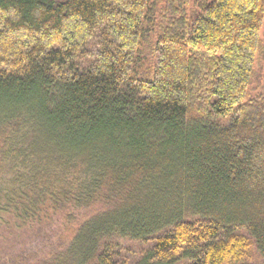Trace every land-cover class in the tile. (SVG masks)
<instances>
[{"label": "trees", "instance_id": "trees-1", "mask_svg": "<svg viewBox=\"0 0 264 264\" xmlns=\"http://www.w3.org/2000/svg\"><path fill=\"white\" fill-rule=\"evenodd\" d=\"M263 29L264 0H0V228L37 243L0 264H264Z\"/></svg>", "mask_w": 264, "mask_h": 264}, {"label": "rangeland", "instance_id": "rangeland-1", "mask_svg": "<svg viewBox=\"0 0 264 264\" xmlns=\"http://www.w3.org/2000/svg\"><path fill=\"white\" fill-rule=\"evenodd\" d=\"M262 40L264 44V29L262 34ZM256 70L262 72V78L259 83L254 84L253 96L264 97V59L263 58L261 59V61H258L256 63ZM1 229L2 228H0V248H3L5 251H7V253L16 252L17 250H19V248L24 246H29L31 243L35 245L37 244L35 243L36 239L33 230L28 232L13 230L14 232L12 231L11 233L10 232L7 233L1 231ZM262 262L263 261L257 262V264H261Z\"/></svg>", "mask_w": 264, "mask_h": 264}]
</instances>
